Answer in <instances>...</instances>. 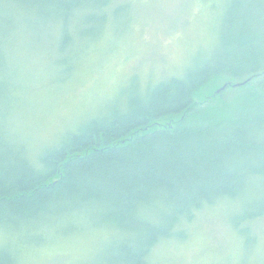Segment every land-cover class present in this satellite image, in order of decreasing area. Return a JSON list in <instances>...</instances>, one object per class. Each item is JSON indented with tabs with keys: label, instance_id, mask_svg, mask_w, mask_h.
I'll list each match as a JSON object with an SVG mask.
<instances>
[{
	"label": "trees",
	"instance_id": "trees-1",
	"mask_svg": "<svg viewBox=\"0 0 264 264\" xmlns=\"http://www.w3.org/2000/svg\"><path fill=\"white\" fill-rule=\"evenodd\" d=\"M112 2L0 0V233L7 235L0 264H23L26 248L36 246V256L53 234L66 239L83 228L111 241L106 264H149L162 243L187 239L209 207H226L227 225L246 245L260 236L253 227L264 222V0H213L221 15L211 43L181 74L133 75L124 96L94 105L74 131L49 143L19 134L21 115L38 107L34 88L62 86L112 30L113 23L105 31L110 15L128 10ZM45 44L55 58L29 73L26 58L39 65ZM224 84L246 95L236 108L215 106Z\"/></svg>",
	"mask_w": 264,
	"mask_h": 264
},
{
	"label": "rangeland",
	"instance_id": "rangeland-1",
	"mask_svg": "<svg viewBox=\"0 0 264 264\" xmlns=\"http://www.w3.org/2000/svg\"><path fill=\"white\" fill-rule=\"evenodd\" d=\"M113 3H126L128 10L115 18L110 15L105 31L113 23L112 30L87 53L72 77L55 90L45 81L34 88L32 97L38 102L37 110L22 114L18 129L28 141L49 143L68 128L74 131L86 117L81 114L93 110L100 102L102 107L124 96L133 75L157 81L181 74L184 65L192 66L205 55L198 54L202 50L198 48L204 49L211 43L221 15L213 0H113ZM47 46L51 45L41 46L45 47L39 50L44 55L41 60L34 59L40 63L36 66L28 65L29 57L21 49L14 53L21 60L26 55L25 66L29 73H35L55 58ZM64 57V52L57 56ZM241 90L238 86L220 87L214 94L215 106L223 110L236 108L246 98ZM116 91L114 98L105 100ZM206 210L204 217L191 224L187 239L170 238V242L162 243L149 264H264V222L259 226L261 229L253 227L255 235H260L256 242L246 245L227 225L226 207ZM81 231L84 233L66 239L53 234L47 245L37 248L36 256L31 254L36 246L26 248L21 253L23 264H54L56 260L50 258L56 255H66L68 261L80 259L82 264L111 262L110 240L107 244L101 234L103 230L83 228ZM6 239L7 235L0 233V244Z\"/></svg>",
	"mask_w": 264,
	"mask_h": 264
},
{
	"label": "water",
	"instance_id": "water-1",
	"mask_svg": "<svg viewBox=\"0 0 264 264\" xmlns=\"http://www.w3.org/2000/svg\"><path fill=\"white\" fill-rule=\"evenodd\" d=\"M237 85V84H236ZM226 86V84H224L222 87H225Z\"/></svg>",
	"mask_w": 264,
	"mask_h": 264
}]
</instances>
